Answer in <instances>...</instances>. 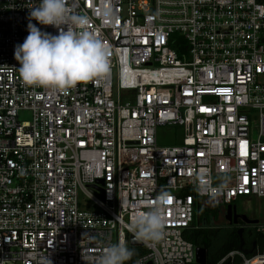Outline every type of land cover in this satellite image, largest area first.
I'll return each mask as SVG.
<instances>
[{"label":"built area","instance_id":"obj_1","mask_svg":"<svg viewBox=\"0 0 264 264\" xmlns=\"http://www.w3.org/2000/svg\"><path fill=\"white\" fill-rule=\"evenodd\" d=\"M72 3L110 71L61 91L17 70L38 0H0V264H85L117 241L144 249L132 264H195L184 235L199 208L264 200V0ZM160 127L181 145L158 146ZM161 191L164 238L130 246V216ZM216 264H264V249Z\"/></svg>","mask_w":264,"mask_h":264},{"label":"clouds","instance_id":"obj_2","mask_svg":"<svg viewBox=\"0 0 264 264\" xmlns=\"http://www.w3.org/2000/svg\"><path fill=\"white\" fill-rule=\"evenodd\" d=\"M52 26L56 34L33 24ZM87 15L78 13L72 0H38L28 15L27 32L14 46V58L21 80L28 86L66 91L78 83L102 78L110 71L109 46L89 29ZM198 190H207L206 187ZM169 193L161 191L155 203L136 210L126 228L135 242L152 247L166 234L165 208ZM135 252L124 241L104 246L99 256L84 258L85 264H126ZM39 264H52L48 256ZM135 264H139L136 261Z\"/></svg>","mask_w":264,"mask_h":264},{"label":"trees","instance_id":"obj_3","mask_svg":"<svg viewBox=\"0 0 264 264\" xmlns=\"http://www.w3.org/2000/svg\"><path fill=\"white\" fill-rule=\"evenodd\" d=\"M206 209H198L197 216L195 215L193 221V227L196 229L189 230L185 233L184 238L186 241L191 243L195 248H201L206 252L205 264H216L221 258L227 253L238 250L240 245V238L237 235V230L229 229V236L227 240L222 239L220 236H216V232L207 228V218L202 214L201 211ZM199 221V222H198ZM243 248L250 250L252 244H255L260 250L264 249V236L256 233L253 228L250 230V237L247 239L242 236ZM135 256L142 255L145 251L143 248L133 249ZM134 256L126 264H132Z\"/></svg>","mask_w":264,"mask_h":264},{"label":"rangeland","instance_id":"obj_4","mask_svg":"<svg viewBox=\"0 0 264 264\" xmlns=\"http://www.w3.org/2000/svg\"><path fill=\"white\" fill-rule=\"evenodd\" d=\"M157 145L161 147H171L181 145L182 131L177 127H160L156 132ZM241 199L235 204L236 212L245 216L247 219L264 224V200ZM222 208H208L205 212L201 211L207 218V228L216 232V236L226 239L229 236V228L226 226L222 213ZM199 222V221H198Z\"/></svg>","mask_w":264,"mask_h":264},{"label":"water","instance_id":"obj_5","mask_svg":"<svg viewBox=\"0 0 264 264\" xmlns=\"http://www.w3.org/2000/svg\"><path fill=\"white\" fill-rule=\"evenodd\" d=\"M98 184H102L101 181H98ZM98 192H99V200L102 202L103 201V191L101 189H98ZM232 212H233V209L231 206H227L226 207V210H225V215H224V220L226 222H228L230 225V216L232 215ZM197 216V214H196ZM240 219L246 224V225H249V226H252V225H255L257 222L256 221H252V220H247L244 216H241ZM235 223V222H233ZM242 232L243 230L242 229H238L237 231V235L239 236L240 238V245H239V250L243 252L244 255H250L253 251H254V248H255V244H252V247L250 250H246L243 248V240H242ZM130 246L132 247H139L140 244L138 242H135L133 240V238H130ZM194 255H195V264H205L206 262V252L205 250L201 249V248H195V252H194Z\"/></svg>","mask_w":264,"mask_h":264},{"label":"flooded vegetation","instance_id":"obj_6","mask_svg":"<svg viewBox=\"0 0 264 264\" xmlns=\"http://www.w3.org/2000/svg\"><path fill=\"white\" fill-rule=\"evenodd\" d=\"M235 204L236 203H234L233 205H231V207H232V209H233V212H232V215L230 216V223H231V225L228 223V222H226L225 220H224V213H225V210H226V208L223 210V212L224 213H222V217H223V220H224V222H225V224H226V226L230 229V230H237L238 231V229H242L243 230V232H242V236H244L245 238H249L250 237V230H251V226H249V225H246L241 219H240V217L241 216H243V215H240V214H238L237 212H236V207H235ZM245 217V216H244ZM246 218V217H245ZM247 219V218H246ZM247 220H249V219H247ZM233 222H235V223H233Z\"/></svg>","mask_w":264,"mask_h":264},{"label":"snow or ice","instance_id":"obj_7","mask_svg":"<svg viewBox=\"0 0 264 264\" xmlns=\"http://www.w3.org/2000/svg\"><path fill=\"white\" fill-rule=\"evenodd\" d=\"M202 111H205L206 109H201Z\"/></svg>","mask_w":264,"mask_h":264},{"label":"crops","instance_id":"obj_8","mask_svg":"<svg viewBox=\"0 0 264 264\" xmlns=\"http://www.w3.org/2000/svg\"><path fill=\"white\" fill-rule=\"evenodd\" d=\"M199 209H201V208H199ZM203 209H206V208H203ZM197 214V213H196Z\"/></svg>","mask_w":264,"mask_h":264}]
</instances>
